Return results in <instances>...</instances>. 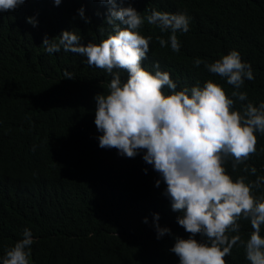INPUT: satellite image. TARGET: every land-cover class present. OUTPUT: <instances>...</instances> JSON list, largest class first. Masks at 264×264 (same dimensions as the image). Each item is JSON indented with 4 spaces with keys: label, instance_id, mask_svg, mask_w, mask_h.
Returning a JSON list of instances; mask_svg holds the SVG:
<instances>
[{
    "label": "trees",
    "instance_id": "1",
    "mask_svg": "<svg viewBox=\"0 0 264 264\" xmlns=\"http://www.w3.org/2000/svg\"><path fill=\"white\" fill-rule=\"evenodd\" d=\"M116 4L131 5L144 17L152 9L190 16L189 31L177 33L178 53L157 39L167 40L170 32L161 33L146 20L140 29L143 36H152L142 66L154 71L158 63L177 82V90L211 79L231 97L234 88L209 73L204 63L235 49L252 65L255 78L240 89L247 100H236L234 107L264 102V0ZM82 7L85 18L79 15ZM109 7L104 0H61L58 6L54 0H25L16 10L0 13V256L30 228L33 264H179L170 249L176 237L190 234L177 222L179 213L164 195L166 185L156 186L160 175L143 153L128 158L115 148L99 147L94 97L107 92L112 76L89 67L80 54L63 49L48 54L41 47L45 36L53 39L64 31L76 32L84 45L100 43L111 32ZM29 17L36 26L27 22ZM196 59L204 63L196 67ZM65 71L73 78H66ZM120 74L127 79L126 71ZM255 147L235 171L232 158L226 160L234 179L245 176L252 182L264 176V135L257 133ZM246 166L257 173L245 172ZM253 194L264 196V186ZM157 213L160 227L171 230L159 239ZM237 223L238 234L247 241L253 231L250 221ZM224 259L226 264H250L239 243Z\"/></svg>",
    "mask_w": 264,
    "mask_h": 264
},
{
    "label": "clouds",
    "instance_id": "2",
    "mask_svg": "<svg viewBox=\"0 0 264 264\" xmlns=\"http://www.w3.org/2000/svg\"><path fill=\"white\" fill-rule=\"evenodd\" d=\"M110 5L106 22L111 32L100 43H81L74 31H64L59 37L45 36L41 47L48 54L74 52L87 58L89 67L103 69L112 76L107 92L97 94L95 120L99 147L115 148L118 154L134 158L143 153V160L160 175L156 186L166 185L164 195L171 209L178 212L177 222L190 235L176 237L170 249L179 264H226L225 257L238 243L245 249L250 264H264V196H255L253 189L264 186V176L248 182L247 177L236 179L225 167L233 160L232 169L248 160L256 151L257 133L264 135V102H249L237 110L236 100H247L240 91L246 80H254L252 65L242 61L238 50H231L213 63H204L211 74L218 75L234 88L231 97L222 85L211 79L203 86L178 84L159 64L147 70L152 36L140 32L145 20L170 32L167 40L157 37L161 47L170 44L178 53L181 45L178 32L187 33L191 18L186 12L170 13L151 10L142 16L131 5L118 7L116 0H104ZM25 0H0V13L14 11ZM59 5L61 0H54ZM81 18L84 8L78 10ZM28 23L36 26L33 17ZM87 22V20H86ZM120 70L127 72L122 80ZM66 78H73L65 71ZM167 88V92L162 89ZM147 171V169H145ZM255 175V167L244 168ZM157 238L170 233L160 227L159 214H154ZM250 221L253 231L247 241L238 234L239 219ZM147 223V218L144 220ZM199 234L202 239L196 238ZM235 234V235H233ZM33 233L25 228L22 238L0 256V264H33Z\"/></svg>",
    "mask_w": 264,
    "mask_h": 264
}]
</instances>
